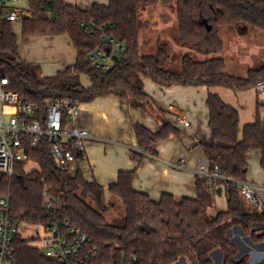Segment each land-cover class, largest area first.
Wrapping results in <instances>:
<instances>
[{
  "label": "trees",
  "instance_id": "trees-1",
  "mask_svg": "<svg viewBox=\"0 0 264 264\" xmlns=\"http://www.w3.org/2000/svg\"><path fill=\"white\" fill-rule=\"evenodd\" d=\"M159 1L109 0L80 8L66 0H32V15L21 22L22 39L68 35L77 58L55 75H43L40 65L20 57L15 23L0 19V73L9 79L7 87L44 112L48 100L65 97L80 103L109 95L146 101L145 78L160 86L207 85L233 90H246L264 80V63L245 75H236L227 70L223 55L228 36L264 33V0H176V24L149 41L143 14ZM105 37L124 47L107 70L95 67L88 54L94 49L111 52L113 43ZM172 44L184 49L177 70L169 68ZM198 54L208 57L199 60ZM84 76L90 79V86L83 85ZM207 106L212 141L201 147L209 172L217 168L231 177L214 181L224 186L226 210L210 213L215 197L207 175H196L195 197L178 200L165 192L154 200L134 187L137 168L120 171L117 180L105 186L88 180L78 166L73 171L58 167L44 140L29 150L40 168L26 171L25 164H17L13 175H0V194L10 197V217L16 226L23 222L64 226L68 221L86 233L97 249L93 264H175L182 258L190 264H215V251L221 252L222 264H264V259L253 262L249 252L242 253L230 236L240 227L246 236L249 233V242L264 243V210L250 212L237 186L247 179L253 151L260 152L264 171V125L261 120L245 125L240 138L236 108L216 93L209 94ZM133 129L138 149L131 151V157L138 164L157 154L158 143L182 134L171 122L157 131L141 123H135ZM81 157L75 153L76 160ZM45 190L57 200L53 209L44 202ZM117 205L124 210L123 224L112 222L115 217L109 219ZM11 245L15 264H58L19 231L14 232Z\"/></svg>",
  "mask_w": 264,
  "mask_h": 264
},
{
  "label": "crops",
  "instance_id": "crops-1",
  "mask_svg": "<svg viewBox=\"0 0 264 264\" xmlns=\"http://www.w3.org/2000/svg\"><path fill=\"white\" fill-rule=\"evenodd\" d=\"M66 1L80 8H87L93 2L109 3V0ZM167 21L169 20L166 18L161 21L165 27L168 25ZM14 25L18 26L16 33L19 37L20 57L40 65L43 75H55L76 61L77 50L70 36H31L22 39L21 22ZM153 27L157 26L155 23H150L151 30ZM252 36L255 45L263 49L264 35L255 33ZM178 50L182 53L184 49L180 47ZM197 57L199 60H205L208 56L198 54ZM262 60L264 62V58ZM228 71L234 73L231 68ZM81 81L84 86L91 85L87 76L82 77ZM144 84L149 98L143 102L109 95L98 97L91 102L80 103L78 121L80 125L90 130L91 138L86 142V153L77 160V166L88 180H97L107 186L117 180L120 171L137 168L134 187L149 194L152 199L159 200L165 192L172 193L178 200L195 197L198 168L208 163L201 143L212 141L207 106L209 94H218L226 104L238 110L240 138L245 125L257 120H261L264 125V90H259L255 86L246 90L207 85L160 86L150 78H145ZM181 117L185 118L189 125L185 126L180 122ZM167 122L178 126L182 134L158 143L157 154L147 156L141 164L134 161L131 151L138 149L134 124L141 123L157 131ZM182 152L189 153L191 158L189 166L185 169L174 168L172 163L178 160ZM249 163L247 179L264 183L259 151L250 154ZM28 168L32 170L40 167L30 165ZM213 187L215 204L210 209V213L226 210L227 201L223 184L215 182ZM230 236L238 246L245 244L247 240L246 234L240 227H235ZM247 248L250 251L246 252L252 255V261L257 262L264 257V247L251 249V244H247ZM255 250L258 251L256 252L258 258L253 255L252 251ZM179 261L176 263L179 264Z\"/></svg>",
  "mask_w": 264,
  "mask_h": 264
},
{
  "label": "built area",
  "instance_id": "built-area-1",
  "mask_svg": "<svg viewBox=\"0 0 264 264\" xmlns=\"http://www.w3.org/2000/svg\"><path fill=\"white\" fill-rule=\"evenodd\" d=\"M32 0H0V19L13 23L22 22L32 15ZM113 43L111 52L94 49L88 52L95 67L107 70L113 65V55L124 50L111 37H105ZM9 79L0 73V172L13 175L17 164L40 167L29 150L37 148L44 140L49 142L50 152L54 162L63 170H76L75 153L84 156L86 142L91 138L89 129L79 124L80 102L70 98L50 99L46 102L44 112L38 104L9 89ZM255 87L264 90V80ZM185 126L189 122L179 119ZM75 152V153H74ZM190 155L182 152L178 160L172 163L177 169L189 166ZM197 175H207L210 178L213 191L215 180L231 179L223 175L219 169L208 170V163L200 165ZM237 186L247 203L257 212L264 210V183L246 179L237 182ZM43 199L49 209H53L56 199L44 191ZM10 197L0 194V264H15L14 250L11 240L14 232H21V227H28V240L31 245L38 246L47 256L55 259L58 264H93L97 257V249L90 244L89 236L80 229L70 226L66 221L64 226L59 223L30 224L21 223L16 226L9 215ZM22 234V232H21ZM26 238V237H25Z\"/></svg>",
  "mask_w": 264,
  "mask_h": 264
},
{
  "label": "rangeland",
  "instance_id": "rangeland-1",
  "mask_svg": "<svg viewBox=\"0 0 264 264\" xmlns=\"http://www.w3.org/2000/svg\"><path fill=\"white\" fill-rule=\"evenodd\" d=\"M152 8L154 10H150V8H148V10L145 11L143 14V20L145 21L144 34L146 36V39H148L149 41L150 39L153 40L154 38H156L157 34H159L161 31H164L165 29H171V27L176 24V18H175L176 0H160L159 4L157 6H152ZM165 18L169 20L166 23L168 24L166 27L161 22ZM150 23H155V26L159 28L153 27L151 30ZM14 28L15 30H17L18 26L14 25ZM255 33H262L264 35L263 32L253 31L246 34L245 36H240L237 34L234 36H228L225 39L226 50L223 55L226 60L227 70L231 68L232 72L239 75L240 74L245 75L250 68L259 67L261 64L264 63L262 60V58H264V48L262 49L261 46L255 45V39L252 36ZM256 37L258 36L256 35ZM169 39L171 38L169 37ZM177 47L180 48V46H178L177 44H172L173 50H172V56L169 66L171 70L178 69L176 67V64L179 63L180 57L182 55V53H180V51L178 50L179 48ZM148 48H150V45H148ZM106 198L108 200H111L109 194L106 195ZM245 206L250 212L256 211L255 208H253L252 206L249 205V203H247V201H245ZM123 215H124L123 208L117 205V207L113 209L112 215L109 216V219L112 220V217H115V220H113L112 222L116 224H123L124 223ZM254 226L255 224H252V227ZM26 229H28V227L24 225L23 227H21V232L24 237L28 238V235L25 234L27 232ZM248 234L247 236H249ZM247 244L249 245L251 244V249H256V248L261 249L262 247H264V243L255 245L249 242L247 239L245 241V244L239 245V248L242 253L246 251H250L247 248ZM252 252L254 257L258 258V254H257L258 251L255 250ZM212 258L215 264H222V254L220 251L214 252L212 254ZM262 259H264V257H262ZM179 264H190V262L186 259L184 260L180 259Z\"/></svg>",
  "mask_w": 264,
  "mask_h": 264
},
{
  "label": "water",
  "instance_id": "water-1",
  "mask_svg": "<svg viewBox=\"0 0 264 264\" xmlns=\"http://www.w3.org/2000/svg\"><path fill=\"white\" fill-rule=\"evenodd\" d=\"M114 60H117L118 59V56L117 55H113V57H112ZM0 175H4V173L3 172H0Z\"/></svg>",
  "mask_w": 264,
  "mask_h": 264
}]
</instances>
